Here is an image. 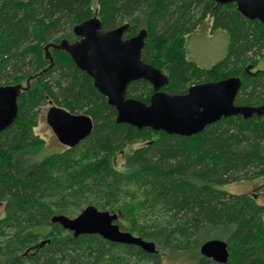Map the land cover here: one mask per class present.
Wrapping results in <instances>:
<instances>
[{
	"label": "trees",
	"instance_id": "16d2710c",
	"mask_svg": "<svg viewBox=\"0 0 264 264\" xmlns=\"http://www.w3.org/2000/svg\"><path fill=\"white\" fill-rule=\"evenodd\" d=\"M208 15L213 31L228 33L229 45L221 61L203 67L187 57L186 39ZM94 16L104 30L129 23L126 38L147 30L142 58L169 77L164 91L184 94L194 84L239 76L235 103H264V69H252L264 56V23L245 18L233 3L0 0V85L26 81L18 118L0 132V264H161L164 254L187 264H264V205L223 189L264 178L263 118H222L193 136L116 122L115 107L68 53L50 48L51 64L45 51L50 42L75 41L74 26ZM152 93L144 80L127 90L146 103ZM50 100L90 116L93 130L75 147L42 155L45 142L33 129ZM117 155L124 156L122 168ZM89 205L118 214L122 230L153 241L157 252L98 234L74 236L53 221ZM213 238L227 242L226 263L200 253Z\"/></svg>",
	"mask_w": 264,
	"mask_h": 264
},
{
	"label": "water",
	"instance_id": "95a60500",
	"mask_svg": "<svg viewBox=\"0 0 264 264\" xmlns=\"http://www.w3.org/2000/svg\"><path fill=\"white\" fill-rule=\"evenodd\" d=\"M215 1L225 5L233 3L245 18L264 23V0ZM128 27L129 23H124L104 30L97 16L88 18L73 28L78 40L51 42L45 46L46 55L52 64L51 47L66 51L73 63L92 78L95 88L115 107L116 122L138 129L149 127L167 134L193 136L222 118L257 115L264 120V103H235L242 85L239 76L194 84L184 94L164 91L169 77L142 58L147 30L141 29L136 35L126 38L124 34ZM246 69L250 70L251 66ZM138 80L150 83L153 88L148 103L127 96L129 85ZM28 83L29 80L27 86ZM25 89L23 84L0 85V132L18 118V98ZM46 119L59 142L70 148L88 138L93 130L90 116L72 113L60 106L50 107ZM117 220L118 214L99 210L93 205L85 207L75 217L64 214L53 217L54 222L74 236L98 234L111 242L139 246L147 253L157 252L153 241L122 230ZM200 253L218 263H226L229 258L228 244L221 239L206 240L200 246Z\"/></svg>",
	"mask_w": 264,
	"mask_h": 264
},
{
	"label": "rangeland",
	"instance_id": "374dc122",
	"mask_svg": "<svg viewBox=\"0 0 264 264\" xmlns=\"http://www.w3.org/2000/svg\"><path fill=\"white\" fill-rule=\"evenodd\" d=\"M94 9L97 12L98 6L94 5ZM213 17L208 15L203 23L199 24L194 31H192L186 39V53L187 57L196 61L199 65L203 67H211L221 61L227 54L229 45V35L225 30L218 29L216 31L212 30ZM51 43V42H50ZM255 70L264 69V56L259 58L254 64L253 68ZM5 84L4 82H0ZM25 86L26 81L22 82ZM52 106H59L48 101L46 104L40 107L38 115V124L34 127L33 131L36 135L41 137L45 142V148L42 155L48 153H54L65 149L67 146L61 144L54 134L52 128L47 123L46 115L48 109ZM83 112H78L76 114H82ZM84 141V140H83ZM79 145V144H78ZM144 145L140 142L131 147L126 148V152H131L137 147ZM118 168H122L124 163V156L117 155ZM264 182V178H257L254 180H243L235 183H230L223 186V189L231 193H248L257 199L258 203L264 205V191L259 190L258 186ZM3 205L0 208V216H3ZM75 217V216H70ZM188 259H177L172 255L164 254L162 256L161 264H187ZM145 264H153L151 261Z\"/></svg>",
	"mask_w": 264,
	"mask_h": 264
},
{
	"label": "flooded vegetation",
	"instance_id": "af4514ba",
	"mask_svg": "<svg viewBox=\"0 0 264 264\" xmlns=\"http://www.w3.org/2000/svg\"><path fill=\"white\" fill-rule=\"evenodd\" d=\"M78 39H79V37L77 36V39H76V40H78ZM76 40H75V41H76ZM51 48H52V47H51ZM60 50H61V49H60Z\"/></svg>",
	"mask_w": 264,
	"mask_h": 264
}]
</instances>
